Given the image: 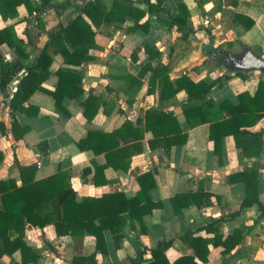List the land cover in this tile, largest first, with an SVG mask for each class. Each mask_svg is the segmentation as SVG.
Masks as SVG:
<instances>
[{
  "label": "crops",
  "instance_id": "1",
  "mask_svg": "<svg viewBox=\"0 0 264 264\" xmlns=\"http://www.w3.org/2000/svg\"><path fill=\"white\" fill-rule=\"evenodd\" d=\"M28 1L41 13L29 12L22 3L14 16L0 15V29L11 28L23 42V58L0 43V54L8 53L10 61L31 64L49 32L78 15L94 36L83 46L86 61L79 64L65 61L54 46L45 47L51 58L48 75L26 101L27 112L11 113L9 90L0 91L5 128L0 132V182L20 186L18 166H35V180L66 173L77 203L119 195L118 206L125 207V200H137L131 216L119 215L120 240L104 231L105 253L96 251L88 232L58 237L53 225L26 227L23 240L37 250L38 264H72L73 258L92 255L94 263L74 264H134L138 259L151 264V251L164 246L169 264L179 258L196 264H264V209L256 203L264 206V116L235 137L229 110L205 103L240 105L241 94L252 98L264 84L262 72L238 76L207 57L217 49L236 55L244 47L264 59V0H163L158 12L156 0H148L153 12L144 0H99L106 11L113 1H128L145 13L139 24L147 22V29L135 31H127L132 18L123 23L88 19L81 8L95 0ZM248 21L253 24L246 29ZM61 37L72 52L75 45ZM161 67L168 68L170 81L226 78L204 99H189L184 91L162 98L168 93L161 92L160 79L154 77ZM195 121L200 123L192 125ZM12 122L18 129L12 130ZM244 200L253 203L241 208ZM213 220L218 224L206 228ZM235 231L241 240L230 251L213 243L215 234L224 239ZM195 238L206 243L194 248ZM204 250L203 262L196 251ZM20 263L19 251L0 257V264Z\"/></svg>",
  "mask_w": 264,
  "mask_h": 264
},
{
  "label": "trees",
  "instance_id": "2",
  "mask_svg": "<svg viewBox=\"0 0 264 264\" xmlns=\"http://www.w3.org/2000/svg\"><path fill=\"white\" fill-rule=\"evenodd\" d=\"M148 5V12H153L154 5L148 0H144ZM163 0H156L155 12L162 11L159 7ZM48 5L49 0H43ZM24 4L29 12L35 11L40 14L39 8L31 7L28 0H0V15L3 19L12 17L16 14V7ZM81 12L90 20L94 19L97 23L105 21L107 23L117 21L123 23L125 19L132 18L134 25L129 27L127 31H135L137 29L146 30L147 22L139 24V21L145 16V13L130 6L128 1H113L110 9L106 11L105 7L99 0L87 2L81 8ZM252 21H248L245 25L246 29L252 26ZM66 35L72 46L75 48L72 52H68L62 35ZM49 41L45 45H52L65 61H77L82 63L86 61L84 53H86L84 45L92 42L94 32L83 16H76L65 27L49 32ZM0 43H4L7 47L13 49L18 58L25 57L22 49L23 42L16 38L11 28L0 29ZM45 47L41 50L36 59L28 66H23L18 58L13 61L3 62L0 60V91L6 93L9 84L23 69L26 70L25 76L18 82L16 91L12 95L8 108L11 113L27 112L25 103L32 93L41 90V84L48 75V68L51 64V58L45 53ZM147 49V47H146ZM156 55V54H154ZM168 68L161 67L154 74V77L160 79L161 92L168 94L162 95L168 97L179 91H184L189 99H204L210 89L220 82L221 78L217 77L210 81L194 82L186 76H182L176 80L170 81L167 77ZM62 76V74H60ZM235 75L242 76L241 72H235ZM244 77V76H242ZM8 97V96H7ZM208 106L215 108H225L229 110L232 123L236 128L235 137L242 135L243 127H252L257 119L264 112V84L260 82L254 97L250 98L247 94H241L239 97L240 105L232 106L228 102L214 104L211 100L205 101ZM249 104L248 107L243 105ZM191 107H187L190 109ZM199 107L194 108V110ZM249 119L243 122V119ZM202 120V119H200ZM199 120V121H200ZM195 121V123H200ZM229 123H226L229 124ZM12 130L18 129L17 124L12 122ZM4 125L0 122V132L4 131ZM25 130H21L23 134ZM111 136H114L111 135ZM81 142V141H80ZM78 143L79 146L82 145ZM42 146V145H40ZM80 147V148H81ZM83 148V147H82ZM21 184L16 186L12 180L0 182V257L3 255L12 256L13 253L19 251L21 257L20 264H38L39 254L37 250L28 246L24 240V231L26 227H37L43 229L47 225H53L55 233L58 237L74 236L88 232L95 237L96 251L105 253V236L104 231L109 229L114 240H120L122 234L118 223L121 221L119 215L126 211L131 216V208L137 204V200H125V207L118 206L119 195L109 196V199L100 198L93 201L75 202L74 192L67 184L68 175L64 172H57L42 180H35V166H18ZM253 202L244 200L241 208L252 205ZM264 209V206H260ZM48 204V207H47ZM108 204V205H107ZM235 215V214H234ZM98 221V225L95 224ZM218 224V220H213L206 228ZM117 226V227H114ZM205 228V229H206ZM241 233L235 231L224 239L220 235L215 234L213 243L215 245L225 246V251H230L236 242L240 241ZM222 239V240H221ZM205 240L200 238L193 239L192 246L197 248L200 244H205ZM165 248L157 247L151 251L153 262L151 264H169L165 257ZM143 252L138 253L140 258ZM201 261H206L207 250L203 253L196 251ZM95 261V255L89 258H73L72 264L77 262ZM189 261V262H186ZM196 264L192 258H179L171 264ZM90 263V264H92ZM134 264H141L138 260Z\"/></svg>",
  "mask_w": 264,
  "mask_h": 264
},
{
  "label": "water",
  "instance_id": "3",
  "mask_svg": "<svg viewBox=\"0 0 264 264\" xmlns=\"http://www.w3.org/2000/svg\"><path fill=\"white\" fill-rule=\"evenodd\" d=\"M212 47H205V50H209ZM221 56L223 60L220 62L228 71L230 72H250L258 71L264 73V59L259 58L254 55L247 48L242 47V51L238 55H233L227 50L217 49L208 51L207 57L210 59H215ZM26 71L22 70L17 74L13 81L9 84V98L7 103L10 102V99L14 92L16 91V85L25 76Z\"/></svg>",
  "mask_w": 264,
  "mask_h": 264
},
{
  "label": "built area",
  "instance_id": "4",
  "mask_svg": "<svg viewBox=\"0 0 264 264\" xmlns=\"http://www.w3.org/2000/svg\"><path fill=\"white\" fill-rule=\"evenodd\" d=\"M33 15H35V14H33ZM0 60H2L3 62L10 61L9 54L8 53H2V54H0Z\"/></svg>",
  "mask_w": 264,
  "mask_h": 264
},
{
  "label": "flooded vegetation",
  "instance_id": "5",
  "mask_svg": "<svg viewBox=\"0 0 264 264\" xmlns=\"http://www.w3.org/2000/svg\"><path fill=\"white\" fill-rule=\"evenodd\" d=\"M208 53V52H207ZM241 53V52H240ZM239 53V54H240ZM235 55V54H234ZM236 55H238V54H236ZM216 59H218V60H220V62L223 60V58L221 57V56H219V57H217Z\"/></svg>",
  "mask_w": 264,
  "mask_h": 264
},
{
  "label": "rangeland",
  "instance_id": "6",
  "mask_svg": "<svg viewBox=\"0 0 264 264\" xmlns=\"http://www.w3.org/2000/svg\"><path fill=\"white\" fill-rule=\"evenodd\" d=\"M213 49H214V48H213ZM206 60H207V59H206ZM215 61H216V62H215ZM215 61H214V64H215V65H218V62H219V61H217V60H215ZM225 70H227V69H225ZM227 71H228V70H227Z\"/></svg>",
  "mask_w": 264,
  "mask_h": 264
}]
</instances>
